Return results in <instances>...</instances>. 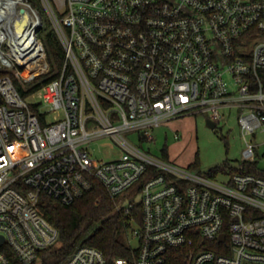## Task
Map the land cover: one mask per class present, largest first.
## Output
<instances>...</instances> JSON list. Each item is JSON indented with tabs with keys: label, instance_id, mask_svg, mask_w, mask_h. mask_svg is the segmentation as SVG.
I'll use <instances>...</instances> for the list:
<instances>
[{
	"label": "built area",
	"instance_id": "1",
	"mask_svg": "<svg viewBox=\"0 0 264 264\" xmlns=\"http://www.w3.org/2000/svg\"><path fill=\"white\" fill-rule=\"evenodd\" d=\"M40 1L64 61L29 92L51 71L43 16L30 0H0V264H41L59 241L43 196L70 204L98 182L115 198L148 172L140 198L118 205L131 254L109 260L80 245L57 264H264L263 176L227 170L219 181L131 138L151 142L188 115L217 127L237 109L241 162L255 160L247 136L264 132V0ZM103 137L118 157L92 156Z\"/></svg>",
	"mask_w": 264,
	"mask_h": 264
},
{
	"label": "trees",
	"instance_id": "2",
	"mask_svg": "<svg viewBox=\"0 0 264 264\" xmlns=\"http://www.w3.org/2000/svg\"><path fill=\"white\" fill-rule=\"evenodd\" d=\"M39 9L43 8L40 0H30ZM43 29V28H42ZM39 35L44 43L47 58L51 65V71L43 79L35 83L30 91H34L49 81L53 80L64 61L63 46L53 29L42 32ZM6 72L0 65V76ZM264 82V69L261 71ZM19 89L23 96L28 95L21 86ZM34 111H38V105L32 104ZM225 139V138H223ZM255 174L264 177V170L259 168L258 161L224 162L211 169L207 175L215 177L218 172ZM150 176L146 173L134 186L122 194L112 198L104 187L95 182L92 190L77 198L70 204H64L51 197L43 196L40 203L41 214L60 231L59 241L51 248L43 252L41 264H57L70 255L78 246L89 245L100 249L109 260L117 257H127L131 254V247L127 240V228L129 227V215L124 210L118 209V205L126 198L138 196L143 182ZM141 204L137 203L134 214L140 221L142 212Z\"/></svg>",
	"mask_w": 264,
	"mask_h": 264
},
{
	"label": "rangeland",
	"instance_id": "3",
	"mask_svg": "<svg viewBox=\"0 0 264 264\" xmlns=\"http://www.w3.org/2000/svg\"><path fill=\"white\" fill-rule=\"evenodd\" d=\"M44 27L42 32L52 29V22L44 8L40 9ZM239 111L232 109L230 115L222 120L217 127L212 128L207 123L204 114L188 115L170 120L154 131V140L139 142L138 134L133 132V143L142 146L153 156L165 159L181 168L207 174L211 169L224 162L236 163L243 159L246 148L238 122ZM225 138V139H223ZM247 139L257 144L255 159L259 168L264 170V132ZM92 156L99 161H108L118 157L121 153L118 146L109 137L99 138L91 145ZM226 176L218 172L216 180H223ZM140 196L137 197L139 199ZM136 199V200H137ZM136 246V242H133Z\"/></svg>",
	"mask_w": 264,
	"mask_h": 264
},
{
	"label": "water",
	"instance_id": "4",
	"mask_svg": "<svg viewBox=\"0 0 264 264\" xmlns=\"http://www.w3.org/2000/svg\"><path fill=\"white\" fill-rule=\"evenodd\" d=\"M207 123L212 127V128H215L216 127V124L214 122H212L211 120H207ZM222 238H223V235H222ZM1 243V242H0Z\"/></svg>",
	"mask_w": 264,
	"mask_h": 264
}]
</instances>
